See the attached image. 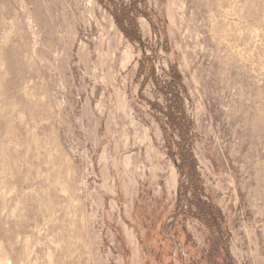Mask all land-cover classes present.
Returning a JSON list of instances; mask_svg holds the SVG:
<instances>
[{"label":"rangeland","instance_id":"rangeland-1","mask_svg":"<svg viewBox=\"0 0 264 264\" xmlns=\"http://www.w3.org/2000/svg\"><path fill=\"white\" fill-rule=\"evenodd\" d=\"M144 1L142 46L97 0H0V264H156L170 223L167 262L206 255V228L175 219L180 172L143 52L162 83L179 67L235 262L264 264V0Z\"/></svg>","mask_w":264,"mask_h":264},{"label":"trees","instance_id":"trees-1","mask_svg":"<svg viewBox=\"0 0 264 264\" xmlns=\"http://www.w3.org/2000/svg\"><path fill=\"white\" fill-rule=\"evenodd\" d=\"M97 1L109 11L125 39L133 44L144 46L137 21L138 17L143 15L156 27L152 16L144 5V0H130L129 3H123L122 0ZM139 4H143L144 10L139 9ZM158 20L159 24L165 26L161 19ZM162 29L164 33L165 29ZM164 47L167 52H170L166 37ZM140 76L145 77L141 90L151 80L166 102L165 105H162L157 100L148 101L153 110L154 118L160 123L163 130L167 154L175 162L180 172L181 185L177 194L176 211L178 213L175 219L184 214L187 218L197 220L207 230L206 255L200 259L192 257L189 264H237L230 251L229 242L232 235L226 217L223 211L207 198L204 181L198 171V161L193 153V143L197 135L194 133V122L185 109L188 93L177 63L173 64L169 70L170 79L162 83L156 77L153 57L143 52L138 68V77ZM175 134L179 136L178 141ZM176 158L179 159V164L176 163ZM171 224L176 223L165 225L166 229L161 228L160 242L157 247L148 251L153 255L156 264H172V260L167 262L172 257V249L174 248L171 238L173 227L170 228L169 226ZM153 236L155 239V234Z\"/></svg>","mask_w":264,"mask_h":264}]
</instances>
